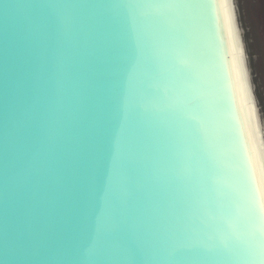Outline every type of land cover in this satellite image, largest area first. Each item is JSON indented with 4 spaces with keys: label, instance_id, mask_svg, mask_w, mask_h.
<instances>
[{
    "label": "water",
    "instance_id": "water-1",
    "mask_svg": "<svg viewBox=\"0 0 264 264\" xmlns=\"http://www.w3.org/2000/svg\"><path fill=\"white\" fill-rule=\"evenodd\" d=\"M237 153L264 0H0V264H258Z\"/></svg>",
    "mask_w": 264,
    "mask_h": 264
},
{
    "label": "snow or ice",
    "instance_id": "snow-or-ice-1",
    "mask_svg": "<svg viewBox=\"0 0 264 264\" xmlns=\"http://www.w3.org/2000/svg\"><path fill=\"white\" fill-rule=\"evenodd\" d=\"M219 5L216 3V8L219 14ZM219 17V15H218ZM187 61H181V63H186ZM234 144V140L232 139ZM238 166L242 170V200L243 205L248 213V219L250 221L248 228L249 243L252 250H259L261 253H264V226L257 227L252 223L253 210L252 205L255 199V181L251 169H246L244 163L237 153ZM261 192L264 194V185L261 186ZM258 264H264V259L258 261Z\"/></svg>",
    "mask_w": 264,
    "mask_h": 264
},
{
    "label": "clouds",
    "instance_id": "clouds-1",
    "mask_svg": "<svg viewBox=\"0 0 264 264\" xmlns=\"http://www.w3.org/2000/svg\"><path fill=\"white\" fill-rule=\"evenodd\" d=\"M238 100L240 102L241 109L245 113L246 119L250 116L253 120H256V118H257V110H256V107H255V104L252 103L251 105H247L239 97H238ZM262 184H264V179H262Z\"/></svg>",
    "mask_w": 264,
    "mask_h": 264
}]
</instances>
